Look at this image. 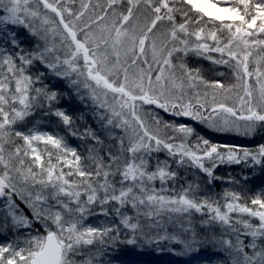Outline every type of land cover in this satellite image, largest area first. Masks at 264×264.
<instances>
[{
    "label": "snow or ice",
    "instance_id": "snow-or-ice-1",
    "mask_svg": "<svg viewBox=\"0 0 264 264\" xmlns=\"http://www.w3.org/2000/svg\"><path fill=\"white\" fill-rule=\"evenodd\" d=\"M0 264H264V0H0Z\"/></svg>",
    "mask_w": 264,
    "mask_h": 264
},
{
    "label": "rangeland",
    "instance_id": "rangeland-1",
    "mask_svg": "<svg viewBox=\"0 0 264 264\" xmlns=\"http://www.w3.org/2000/svg\"><path fill=\"white\" fill-rule=\"evenodd\" d=\"M92 2L95 3L96 0H92ZM79 3H80V0H76V4L79 5Z\"/></svg>",
    "mask_w": 264,
    "mask_h": 264
}]
</instances>
